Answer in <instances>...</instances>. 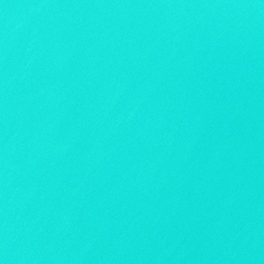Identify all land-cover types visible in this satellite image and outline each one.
I'll return each mask as SVG.
<instances>
[{
    "label": "water",
    "instance_id": "water-1",
    "mask_svg": "<svg viewBox=\"0 0 264 264\" xmlns=\"http://www.w3.org/2000/svg\"><path fill=\"white\" fill-rule=\"evenodd\" d=\"M0 264H264V0H0Z\"/></svg>",
    "mask_w": 264,
    "mask_h": 264
}]
</instances>
